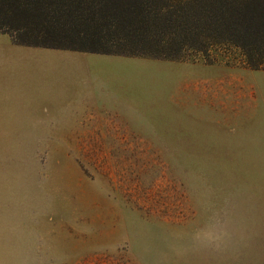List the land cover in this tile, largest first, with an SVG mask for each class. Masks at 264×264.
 I'll return each mask as SVG.
<instances>
[{
    "label": "rangeland",
    "instance_id": "rangeland-1",
    "mask_svg": "<svg viewBox=\"0 0 264 264\" xmlns=\"http://www.w3.org/2000/svg\"><path fill=\"white\" fill-rule=\"evenodd\" d=\"M52 56L0 33V264H264V70L221 48L179 61L66 52L126 77L114 94L132 112L7 106L21 94L8 63ZM33 69L21 84L48 79ZM60 83L52 95L73 88Z\"/></svg>",
    "mask_w": 264,
    "mask_h": 264
},
{
    "label": "trees",
    "instance_id": "trees-1",
    "mask_svg": "<svg viewBox=\"0 0 264 264\" xmlns=\"http://www.w3.org/2000/svg\"><path fill=\"white\" fill-rule=\"evenodd\" d=\"M0 33L20 46L170 61L237 50L264 70V0H0ZM56 37L81 44L62 48ZM108 42L139 51L94 48Z\"/></svg>",
    "mask_w": 264,
    "mask_h": 264
},
{
    "label": "crops",
    "instance_id": "crops-1",
    "mask_svg": "<svg viewBox=\"0 0 264 264\" xmlns=\"http://www.w3.org/2000/svg\"><path fill=\"white\" fill-rule=\"evenodd\" d=\"M33 48L50 51L52 55L56 56L48 58V60L43 63H35L34 65H27L25 61L18 63L19 60L8 63L7 78L12 81L11 84L8 85V88L10 87V91L14 92L15 95H18L19 92H21V94L7 99L8 104H6L7 102L5 103L7 106H14L13 104H16L18 106H22L23 108H27L25 110H30V108L32 110H35L36 108H49L51 110L58 111L66 110V112H68L69 109V112H132V105H128L129 107H127L126 103L122 102L120 98L114 94V87L117 86V84L120 85L121 83L119 82L125 81L127 78L124 77L125 79H122L121 76L116 77L114 74H110V72L115 73L113 66L109 65V67H107L110 71L108 72L104 65L97 62L96 64L94 63L93 66H91L92 64H85L80 60L77 62H69L62 55L68 52L74 54L79 53L110 57L118 56L129 58L130 56L96 54L42 47ZM213 65L225 69L226 71L232 70V68L224 66L223 64ZM36 66L40 69L38 72L48 75V79L43 80L41 78V81H36L30 84H27L24 81V84H21V79L24 80L22 74L27 73V71L34 70L33 67ZM89 69H91V72ZM92 69L95 72L92 71ZM105 72L108 73V75H106ZM99 74H102V78ZM104 75L109 76L107 78V82L101 81L105 79ZM214 82L217 83V88L219 89V95L217 96V100L215 102L216 107H218L219 112H228V76H223L222 78L213 80V84ZM59 83L64 84V87L72 84L73 88L62 90V92H64V96H58L56 94L52 95L53 90H60L63 88L57 87V84ZM31 88L35 90L48 89L50 93L30 98L22 95L24 91ZM125 94L128 95V93Z\"/></svg>",
    "mask_w": 264,
    "mask_h": 264
}]
</instances>
